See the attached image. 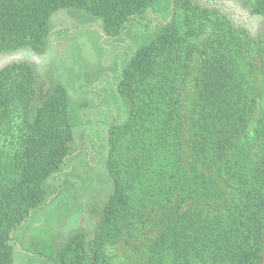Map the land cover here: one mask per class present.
Instances as JSON below:
<instances>
[{"label": "trees", "instance_id": "obj_1", "mask_svg": "<svg viewBox=\"0 0 264 264\" xmlns=\"http://www.w3.org/2000/svg\"><path fill=\"white\" fill-rule=\"evenodd\" d=\"M200 1L0 0V264H264V0ZM61 10L100 20L116 73L37 100L23 56L54 53ZM80 166L103 174L98 220L79 227L82 199L32 245Z\"/></svg>", "mask_w": 264, "mask_h": 264}, {"label": "rangeland", "instance_id": "obj_2", "mask_svg": "<svg viewBox=\"0 0 264 264\" xmlns=\"http://www.w3.org/2000/svg\"><path fill=\"white\" fill-rule=\"evenodd\" d=\"M237 1L224 0L227 5H236L237 8L239 6V11L243 12L244 7ZM197 2L202 3L200 0H197ZM171 4L172 0H156L154 9L158 15L165 17L169 13ZM244 12L246 13V11ZM51 25L52 29L65 30V33H62L57 41L58 45L57 49H54V53L47 47L43 52H33L34 55H31L32 58L30 56L31 59L23 56L25 60L34 61V69L37 76V100H41L54 85L63 84L65 81L72 82L73 88L77 81L82 82L80 90L84 92L89 87V83L96 79H101L103 74L108 76L104 77L107 79H112L111 77L115 76L116 65L114 64L113 56L110 54L113 49L111 47L108 48L107 44L98 45L100 35L102 34L99 19L82 10H61L54 14ZM131 35L130 41L136 44L139 36L137 37L134 33ZM120 47L123 53L129 51V45L124 43V41H121ZM74 98L79 100L76 96ZM95 112L96 110H91L90 115L92 117L96 116ZM94 160V158H91V163ZM75 173L78 178L81 177L82 179V195L71 198L70 194L66 205L65 202L62 206L55 204L47 211H44L43 216L45 221L43 222L41 231H33L27 235L26 240L32 245L40 246L48 238L52 239L56 245H60L66 236L73 233L71 229L62 230L60 227L64 224L65 219H69L74 224L75 218L78 215L75 213L74 206L82 199L87 200H82L86 212L81 214L79 227L83 228L85 226L84 222L86 218H90V221L94 220L93 223L98 220V211L103 202V197L100 198L101 192L99 190L101 183H104L103 174L95 167L89 168L86 166L78 167ZM52 184V182H49L47 187L51 189ZM92 194H95V199L96 194L98 195L97 201L91 202L92 199L91 197L89 199V196ZM91 207L97 210L94 214L91 213L92 211L90 212ZM116 250L118 253H123L122 246L116 247ZM18 255L16 264H27L28 260L23 259V255Z\"/></svg>", "mask_w": 264, "mask_h": 264}]
</instances>
